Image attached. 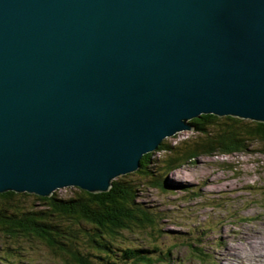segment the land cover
I'll use <instances>...</instances> for the list:
<instances>
[{
  "label": "water",
  "instance_id": "obj_1",
  "mask_svg": "<svg viewBox=\"0 0 264 264\" xmlns=\"http://www.w3.org/2000/svg\"><path fill=\"white\" fill-rule=\"evenodd\" d=\"M206 113L264 122V0H0V193L107 191Z\"/></svg>",
  "mask_w": 264,
  "mask_h": 264
},
{
  "label": "trees",
  "instance_id": "obj_2",
  "mask_svg": "<svg viewBox=\"0 0 264 264\" xmlns=\"http://www.w3.org/2000/svg\"><path fill=\"white\" fill-rule=\"evenodd\" d=\"M190 123L193 138L176 145L162 140L154 150L142 154L135 171L112 179L107 191L89 192L75 187L65 197L55 192L49 196L1 192L0 233L9 241L6 238L7 242L1 245L0 259L6 257L7 261L0 264H11L13 247L26 239L41 242L66 264L167 262L171 247L163 251L153 243L140 246L129 241L134 234L138 237L158 230L153 229L156 213L137 198L140 183L134 176L163 190L171 185L158 177L161 172L180 168L199 155L248 151L253 143L264 154V122L206 113L192 118ZM158 151L164 152L161 159L153 156ZM29 195L41 206L20 207L22 198ZM193 248L200 253L197 247Z\"/></svg>",
  "mask_w": 264,
  "mask_h": 264
},
{
  "label": "rangeland",
  "instance_id": "obj_3",
  "mask_svg": "<svg viewBox=\"0 0 264 264\" xmlns=\"http://www.w3.org/2000/svg\"><path fill=\"white\" fill-rule=\"evenodd\" d=\"M194 136L192 129H183L163 141L176 145ZM251 149L199 155L180 168L161 172L158 177L171 185L163 190L134 176L140 183L137 198L156 213L153 229L158 230L138 237L134 234L129 241L140 246L153 243L163 251L171 247L167 262L156 264H241L239 257H246L250 249L254 257H259L264 253V247L256 248L261 240L264 245V154L256 150L257 144L253 143ZM154 155L161 159L164 152ZM75 187L61 186L53 192L65 197ZM33 201L32 196H26L20 207L41 206ZM6 238L9 241L0 233V248ZM17 244L11 250V264H66L41 242L26 239ZM193 247L200 253H195ZM254 264H264V260Z\"/></svg>",
  "mask_w": 264,
  "mask_h": 264
},
{
  "label": "bare ground",
  "instance_id": "obj_4",
  "mask_svg": "<svg viewBox=\"0 0 264 264\" xmlns=\"http://www.w3.org/2000/svg\"><path fill=\"white\" fill-rule=\"evenodd\" d=\"M262 237V236H261ZM246 238V237H245ZM258 240H260V239H258ZM248 241H249V239H245V243H248ZM245 245V244H244ZM250 245V244H249ZM260 247H259V246ZM258 247L256 246V248H261V247H264V245H263V242H262V240H261V242H259L258 243ZM255 246V245H254ZM246 247V246H245ZM247 248V247H246ZM233 249V248H232ZM236 249V248H235ZM255 250V249H254ZM258 250V249H257ZM229 251V250H228ZM256 253V252H255ZM223 254V253H222ZM226 254H228L227 252H226ZM259 254V253H258ZM257 254V255H258ZM245 256L246 257H244L243 255H242V257H239V261H241V264H254L257 260H264V253H261V254H259V257L257 256V257H254V254H253V249H250V250H247V253L245 254ZM235 259H237V257H236V255H235ZM237 261H238V259H237Z\"/></svg>",
  "mask_w": 264,
  "mask_h": 264
}]
</instances>
